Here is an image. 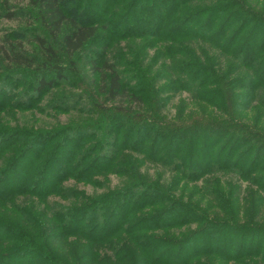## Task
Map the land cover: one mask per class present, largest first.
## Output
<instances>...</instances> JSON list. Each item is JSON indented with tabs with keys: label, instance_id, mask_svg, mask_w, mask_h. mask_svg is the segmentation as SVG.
I'll return each mask as SVG.
<instances>
[{
	"label": "trees",
	"instance_id": "obj_1",
	"mask_svg": "<svg viewBox=\"0 0 264 264\" xmlns=\"http://www.w3.org/2000/svg\"><path fill=\"white\" fill-rule=\"evenodd\" d=\"M82 1L30 0L32 12L21 8L13 12L8 0L0 2V19L31 14L30 21H38L59 44L54 49L47 40L30 36L43 57L37 65L35 54L22 46L27 34L22 32L23 38L13 40L14 31L0 39V63H6L0 64V72H15L10 74L14 78L8 76L0 83V109L29 107L67 85L60 53L69 59L84 56L94 99L86 103L90 120L47 131L42 140L32 132L0 129V264H121L129 255L135 264H189L193 255L233 259L218 250L216 237L225 230L238 233L241 242L237 248L226 245L225 253L264 261V247L249 231L256 228L229 220L202 223L205 217L193 202V189L184 199L188 185L207 176L198 190L212 201L228 202L219 181L210 179L214 172L251 179L264 188V176H254L264 172V133L239 122L208 120V116L183 125L165 120L158 112L164 94L181 91L193 101L219 109L228 119H234L233 111L240 103L244 110L242 105L252 102L264 113V0ZM93 11L98 14H90ZM98 40L103 43L100 52L90 48ZM139 45L155 51L145 66L149 59L145 55H135L136 62H124L137 69L138 80L129 86L127 72L117 61ZM24 69L42 70L45 75H37L28 84L21 78L15 81L20 76L16 71ZM24 83L26 87L19 89ZM146 93L157 94L156 108L147 106L153 98ZM95 95L102 96V101ZM70 98L61 94L52 108L61 113H69L72 107L80 111L77 100ZM143 162L176 171V176L159 186L139 171ZM111 174L125 178L122 188L106 186ZM177 178L183 180L182 190L175 184ZM70 180L73 183L66 185ZM79 185L103 191L89 195ZM234 193L231 190L230 195ZM19 198L32 203L24 218L29 224L24 226L13 216L21 208L14 203ZM39 217L46 222L40 223ZM198 221L202 225L183 241L157 238L155 246L154 235L137 236ZM61 240L71 246L74 262L58 254L55 243ZM200 240L211 245L193 246L196 250L191 255L174 253L180 241L197 245ZM166 245L172 247L157 256ZM105 251L111 257L98 261ZM171 257L174 260L167 262Z\"/></svg>",
	"mask_w": 264,
	"mask_h": 264
},
{
	"label": "rangeland",
	"instance_id": "obj_2",
	"mask_svg": "<svg viewBox=\"0 0 264 264\" xmlns=\"http://www.w3.org/2000/svg\"><path fill=\"white\" fill-rule=\"evenodd\" d=\"M2 0H0L1 2ZM85 4H87L86 1L83 0ZM82 1V2H83ZM9 4H11V10L13 12H19L17 9H24L27 11H33L31 10L30 0H8ZM98 14V12H91L90 14ZM91 15V17H92ZM33 19V17L30 15H27L26 17H20L15 18L14 20H6L1 18L0 19V39L5 36L9 35L10 32H14L13 36L15 37L13 40H20V38H23L22 34L26 38H23V48L29 52L30 54H35L36 56V63L37 65L41 63L43 60L42 55L40 54L38 49H35L36 46L33 45L31 41V37L39 36L45 40H47V44L52 46L54 49H58L59 44H57L55 41H52L51 37L46 33L45 29L41 26V24L38 21H30ZM93 19V17H92ZM28 22H31L27 24ZM20 28H23V31H19ZM26 30V32H24ZM17 31V32H16ZM23 32V33H22ZM22 33V34H20ZM31 36V37H30ZM101 41H95L92 49L101 51L100 46L102 45ZM3 46V45H2ZM122 48H124L123 43H121ZM127 48H124L122 50H126ZM114 53H116V50H113ZM154 48L151 46H147L145 48H142L141 45L134 47L132 51L126 53L123 57V61H117L119 64V68H124L127 73H125V77L129 79L127 81L129 86H132L135 84V82L138 80V76L135 75L134 71L137 70L134 68V66L125 65L126 62H136L135 55H141V58H144L145 55L147 60L143 63V66L146 64H149L150 59L153 57ZM61 62L60 65L67 69L66 76H67V85L63 87H58L53 89L49 92L48 95L44 97H40L39 100H35L31 106L25 107L23 109H16L13 108L11 110H5L0 109V129L1 128H8L9 130L13 131H21V132H27V133H35L37 135L38 140H42L40 136H43L44 133L47 131H54L55 129L63 128L65 126H75L80 125L83 122L87 121V117L85 114L89 115L88 106L86 103L90 101H94L92 95H90V90H92L90 87V81L92 78L90 77L89 67L86 64V62L83 61L84 56H75L71 59H69L64 54L60 53ZM108 56V55H107ZM106 56V57H107ZM3 63H0L2 67L6 66L5 61H2ZM125 62V63H124ZM138 62V61H137ZM72 63V64H71ZM139 66L140 63H137ZM136 64V65H137ZM159 64V63H158ZM152 69L151 71L154 72V70H157V58H155L153 64H151ZM144 69H146L144 67ZM31 70H19L16 71V74H19V78L15 81L19 82V80H24L28 83L34 78L37 77V75H45V72L42 70L39 72H35ZM152 72V73H153ZM15 72H8L7 69H3L0 72V83L5 80L6 77L11 76L14 78V76L10 75ZM152 73H149L150 75ZM16 76V75H15ZM10 77L11 80H14ZM3 78V79H2ZM21 78V79H20ZM143 81V77L141 78ZM146 87V91L148 93V87L144 83ZM25 86L20 85L19 89H22ZM145 87H142L143 90ZM1 90V89H0ZM3 90V89H2ZM244 91H241V93ZM146 93V94H147ZM61 94L67 95L70 99H72L74 102L77 100L78 104L81 106L82 109L78 111H74L73 107L70 109L69 113H61L57 112L55 109H53V100L57 101L56 98H60ZM149 98H153L152 101H147V106H150L152 109L157 107V94H147ZM96 96V95H95ZM164 99V103L162 105L161 110L158 112L161 113V115L164 117L165 120H168L170 122H180V124L188 125L191 124L197 120L205 119L206 116H208V120H215L216 122H228V123H243L246 125H249L257 130H260L264 133V113L259 107L257 108L256 105H253L254 103L250 102V105L247 104L243 110L240 107V104H236L237 109L233 111L234 119H228V115L226 116L219 110L212 107H208L203 103L193 101L190 94L187 92H174V93H167L162 96ZM34 98H37V95H34ZM98 100L102 101V96H96ZM20 99H22L20 97ZM72 101V102H73ZM70 101V106H73V103ZM56 103V102H55ZM238 103V101H237ZM83 105V106H82ZM72 110V111H71ZM86 110V111H85ZM263 114V116L261 115ZM162 117V118H163ZM90 120V119H88ZM155 120V119H154ZM207 120V119H205ZM138 159H142L141 156L138 157ZM264 164V162L262 163ZM139 171L145 175V177L149 181H155L161 186L162 184L170 183V181H173V176H176V171L171 172L167 168H163L158 164L150 163V162H143L141 165ZM213 175V176H212ZM212 175H209L208 177L212 176L210 178L211 180L215 179L216 182L219 181V184L223 189L226 190L228 199L225 201H228L226 203H218L216 200H210L209 198H205L203 194L198 190L199 187L204 186V179L207 176H203L201 179H199L198 182L190 183L188 186L187 192L184 194V199H188V195L192 194V189L194 194L193 202L196 203L198 207V210H200V214H203L205 217L204 222H213V223H219L224 221H232L233 224L237 226H245V227H254L256 229H250L249 231L252 232V236L256 238L257 242H261L262 247H264V188L261 186H258L255 184V182L251 179H245L238 176H234L233 174L228 173H221V172H214ZM264 176L263 170L261 172H255L254 176ZM109 181L106 183V186L110 189H116V188H122V181L125 179L123 176L120 175H107ZM103 179L102 177H99V180ZM105 179V178H104ZM107 179V180H108ZM257 183L259 181H256ZM73 182L67 181L66 185H71ZM157 183H155V186H157ZM177 188L179 190H182L181 187L183 186V180H179L177 178ZM195 187H194V186ZM176 186V185H175ZM208 188L211 186V184L206 185ZM79 188L82 190H85V193L87 194H94V193H100L103 191V189H94L92 186H83L79 185ZM213 188V185L211 186ZM231 190H235L236 197L233 196V194L230 195ZM197 192V193H196ZM211 198V197H210ZM230 198V199H229ZM53 199V198H52ZM24 201L23 198H19L14 200V203L17 205H21V208H16V210L13 212V216L15 217V221L17 224L24 226L29 224V220H25V215H28L27 211H29V207L31 208V202H22ZM39 209L43 208L42 206L38 207ZM47 216V215H46ZM48 217V216H47ZM40 223L46 222V220L42 219L39 220ZM38 223V224H40ZM201 221L193 222L189 225H184L179 228L175 227L172 229H168L167 231H162V229H156L155 231H149L147 233H139L137 236L141 235H154L155 237H152L156 242L153 243L151 240L150 242L155 245L157 243V238H161V240H167L164 242H171L172 239L174 240H182L186 235H188L191 231L199 228V226L202 225ZM248 231V232H249ZM58 234V233H57ZM236 236V237H235ZM239 234L233 233L231 231L225 230L224 232H221L219 235H217V241L219 244L218 250H221L222 254H225L233 259H226L224 257H217V256H207V257H199L198 255H193L189 259V264H264V261L260 259H255V257H237L234 255H228L229 253H225L222 248H225L226 245H232L237 248L239 247V244H241L240 240L238 239ZM130 237H126L125 239L128 240ZM185 240V239H184ZM180 241V242H182ZM204 240L197 241V245L195 243H188V244H180V242L177 244L179 247L174 249V253L176 256L182 255L183 253L187 252L188 255L193 250H196L193 246H196L197 248H201L203 246L209 247L211 242H203ZM185 243V242H184ZM56 248L58 250V254L62 255L65 254V257L67 259H70L72 262L73 256L70 252L71 246L66 245L63 240L57 241ZM256 244V243H255ZM133 245V242L132 244ZM257 245V244H256ZM157 246V245H155ZM133 247V246H132ZM172 245H166L165 249H161L158 252L159 254H163L166 250L170 249ZM204 247V248H205ZM234 248V247H233ZM259 248V247H257ZM214 249V248H213ZM246 249H249V246H246ZM2 250V249H1ZM245 250V248H243ZM161 251V252H160ZM239 252V251H238ZM106 256L100 260L99 256H97L98 261H104L111 257L110 253L105 251ZM174 254V256H175ZM193 254V253H192ZM234 254V253H232ZM246 254V251H245ZM100 258H102V255H100ZM172 259H166L167 262H172ZM160 261V259H157ZM188 261V262H189ZM84 264H89V262L84 261ZM94 264V263H93ZM109 264V263H107ZM121 264H135L133 262V256L129 255L127 256V259L122 262Z\"/></svg>",
	"mask_w": 264,
	"mask_h": 264
}]
</instances>
